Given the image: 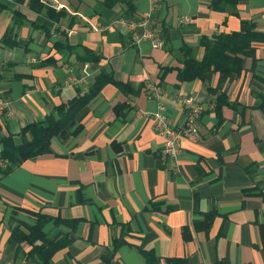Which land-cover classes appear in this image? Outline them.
<instances>
[{
    "label": "crops",
    "instance_id": "obj_1",
    "mask_svg": "<svg viewBox=\"0 0 264 264\" xmlns=\"http://www.w3.org/2000/svg\"><path fill=\"white\" fill-rule=\"evenodd\" d=\"M123 1L0 0V98L8 103L0 114V137L11 134L19 143L22 126L43 118L76 89L85 91L99 72L142 85L138 94L125 95L104 84L76 116L77 134L53 136L48 153L0 176V264H36L27 257L29 245L8 239L17 222L34 223L26 211L47 217L46 237L66 243L50 264H166V258L264 264V103L259 108L255 96L264 95V80L251 77L246 57L238 75L211 71L204 82L175 85L181 44L198 59L201 36L238 31L241 21L264 33V0H239L225 11L209 9L210 0H159L150 14L159 47L148 39L133 44L114 25L149 9L148 0H128V17ZM13 12L20 23L6 44L1 38ZM181 16L188 21L179 23ZM87 51L97 60H89ZM254 59V73L264 79V42L254 44ZM160 67L170 68L162 81ZM154 85L161 91V113L173 126L186 117L177 96L189 95L202 108L195 134L179 139L174 159L159 152L162 137L152 119L157 101L148 94ZM213 91L234 106L221 105L217 116ZM118 104L121 116L113 112ZM207 213V227L194 229Z\"/></svg>",
    "mask_w": 264,
    "mask_h": 264
},
{
    "label": "trees",
    "instance_id": "obj_2",
    "mask_svg": "<svg viewBox=\"0 0 264 264\" xmlns=\"http://www.w3.org/2000/svg\"><path fill=\"white\" fill-rule=\"evenodd\" d=\"M239 0H210L208 8L216 11H225L234 8ZM126 16L132 15V5L128 0H124ZM4 5L0 4V9ZM21 16L18 12H13L11 25L6 27L2 40L9 38L12 27L20 23ZM264 42V33L254 30L253 24L249 21H241L239 30L231 33H217L211 38L201 36L198 40V45L202 48L201 56L196 59L192 55L191 48L186 44H181L177 49L175 58L182 64V67L176 69V86L184 81L200 80L204 82L206 74L211 71L218 72L222 77H227L230 74L238 75L243 69L244 59L250 58L252 61L250 70L252 78L257 81L264 79L254 73V44ZM12 43V42H11ZM167 52H172L166 48ZM86 51V50H85ZM89 55V60L95 61L97 57L92 55L90 51L86 52ZM170 70L169 67H160L158 80L162 81L163 76ZM114 85L121 93L125 95L138 94L142 85L136 87L128 82H120L113 79L109 72H99L93 77V81L88 85L85 91L76 89L75 94L67 101L56 105L43 118L26 123L21 127L17 135L20 137V142H13L12 135L6 134L0 137V176L10 172L12 168L19 165L23 160L32 159L36 156L48 153L50 140L53 136L59 135L62 139L68 136L75 135L81 129V124L75 123L76 116L81 109L98 94L104 84ZM215 104L214 109L216 115H219L221 105L233 107V103L226 99V96L221 92L213 91ZM255 96L260 99L259 108H262L264 103V95L260 92H255ZM123 108L122 104L113 106L115 115H123L120 113ZM69 126V129L66 127ZM244 193H251L244 191ZM34 218V223L31 225L17 222L9 233V240L15 241L17 244L26 243L30 246L27 251V257L36 264H50L51 257L54 252L62 248L66 243L63 239H51L46 237L42 231L44 223L48 220L44 215L26 211ZM211 214H204L202 221L193 222L194 229H205L209 223ZM261 248L264 251V225L259 227ZM181 237L184 241L190 239V232L186 226L182 227ZM147 261L153 260L151 255H145ZM155 260V259H154ZM166 264H186L183 258H166Z\"/></svg>",
    "mask_w": 264,
    "mask_h": 264
},
{
    "label": "built area",
    "instance_id": "obj_3",
    "mask_svg": "<svg viewBox=\"0 0 264 264\" xmlns=\"http://www.w3.org/2000/svg\"><path fill=\"white\" fill-rule=\"evenodd\" d=\"M158 1L159 0H148L149 9L146 13L139 17L117 19L114 22V25L124 33H127L133 44L148 39L153 47H159L161 44L160 40L156 37V34L150 25V14L155 9ZM186 21H188V17L185 16H181L178 19L179 23ZM148 94L157 101V111L153 113L152 119L154 130L162 137V143L159 149L160 155L174 159L179 153V139L181 137H191L195 134V120L202 108L197 105L189 95L177 96L176 101L186 111V117L182 125L178 127L173 126L161 113L163 105L159 100L161 95L160 89L155 85L150 86L148 88ZM7 104L8 103L5 100L0 98V114L5 112ZM6 114H8V111ZM0 166L3 167V163L0 162Z\"/></svg>",
    "mask_w": 264,
    "mask_h": 264
}]
</instances>
